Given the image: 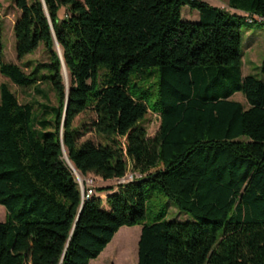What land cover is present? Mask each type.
Segmentation results:
<instances>
[{"label": "trees", "instance_id": "obj_1", "mask_svg": "<svg viewBox=\"0 0 264 264\" xmlns=\"http://www.w3.org/2000/svg\"><path fill=\"white\" fill-rule=\"evenodd\" d=\"M15 3L18 60L42 43L49 62L25 73L3 61L0 23V73L22 86L49 79L56 104L36 113L0 85V264H89L134 225L136 264H264V78L242 75L241 49L242 27L264 25L244 14L264 19V0H228L239 12L203 0ZM184 6L198 19L183 20ZM144 66L157 67L154 101L152 85L132 90ZM86 110L90 122L74 126ZM148 112L160 120L152 136L141 122ZM88 132L104 141H81ZM63 147L80 175L109 182L82 200ZM129 170L141 176L118 183ZM151 181L190 219L163 211L144 222Z\"/></svg>", "mask_w": 264, "mask_h": 264}, {"label": "rangeland", "instance_id": "obj_2", "mask_svg": "<svg viewBox=\"0 0 264 264\" xmlns=\"http://www.w3.org/2000/svg\"><path fill=\"white\" fill-rule=\"evenodd\" d=\"M30 1V0H29ZM209 2L210 5L217 6L225 9L228 7L227 0H203ZM21 11L16 7L15 0H0V23L2 26V44H3V61L12 62L18 64L25 73L33 72L37 65L47 64L49 62V56L46 53L43 44L41 43L38 48L23 58L18 60L16 54V40L14 36L13 26L15 20L19 17ZM195 13L197 10H191L188 6H184L181 9V18L186 21L195 20ZM63 14V9L60 10V15ZM242 38V75H254L259 79L264 78V74L261 72V64L264 59V25L253 24L251 26H243L241 30ZM157 67L144 66L140 70H136L130 76V83H138L139 87H133L136 93L143 92L146 87L152 85L148 90L150 101H154L157 94ZM48 69L44 66L37 69L36 75L38 78L47 74ZM151 72L152 75L144 74ZM100 73L97 79H100ZM143 73V74H142ZM69 82V80H68ZM7 84L9 89L15 94L17 100L20 103L31 102L34 104L35 112L39 111V105L56 104V98L53 90L50 86L49 79H39L27 86H22L13 83L7 76L0 73V85ZM234 100L241 101L247 106L246 100L242 93L236 92L231 97ZM150 105V102H149ZM93 114L86 110L79 114L74 120V126L83 127L84 124H88ZM142 124L147 128V132L152 136L159 127V116L156 113L148 112L141 120ZM90 139L95 143L103 142V138L93 132L84 133L80 138L81 141ZM88 177L93 178L94 188L98 192V187L105 185L98 177L92 174H87ZM112 186L116 183L110 181ZM145 216L144 222H151L157 215L165 211V219L167 220H179L185 221L190 219V216L180 211L161 191L159 185L155 181H151L145 184ZM103 195V194H101ZM5 218V209L0 205V221ZM133 229H125L124 227L114 234L111 241L106 245L103 251L94 259L89 261V264H127L128 259L131 258V264L137 261V243L140 235L141 225H134ZM131 238V240L129 239Z\"/></svg>", "mask_w": 264, "mask_h": 264}, {"label": "built area", "instance_id": "obj_3", "mask_svg": "<svg viewBox=\"0 0 264 264\" xmlns=\"http://www.w3.org/2000/svg\"><path fill=\"white\" fill-rule=\"evenodd\" d=\"M244 16H245V21L248 23H252L256 21L258 22L264 21L262 17L255 15V14L254 15L244 14ZM75 175H76V179H77V182L81 190L82 200L89 198V196L92 195L94 192L93 191V186H94L93 178L88 177V176H82L79 173ZM140 176L141 174L129 170L123 177L117 179L116 181L118 183H123V182L130 181L134 179L135 177H140Z\"/></svg>", "mask_w": 264, "mask_h": 264}, {"label": "water", "instance_id": "obj_4", "mask_svg": "<svg viewBox=\"0 0 264 264\" xmlns=\"http://www.w3.org/2000/svg\"><path fill=\"white\" fill-rule=\"evenodd\" d=\"M43 4H44V7H45V3H43ZM45 10H46V7H45ZM46 12H47V11H46ZM54 44H55V47H56V49H57V51H58V53H59V56H60V58H61V60H62L63 74H64V78H65V82H66V87L68 88V81L66 80V77H65V71H64L66 67H65L64 62H63V57H62V52H61L60 46H59L57 40L55 39V36H54ZM65 111H66V106H65V109H64V113H63V115L65 114ZM63 154H64V157H65L67 163L69 164L70 168L74 171L75 174H78V172L76 171V169L74 168V166H72V165L70 164V160H69L68 157H67V154H66V151H65V148H64V147H63ZM142 181H143V180H140V182H142Z\"/></svg>", "mask_w": 264, "mask_h": 264}, {"label": "crops", "instance_id": "obj_5", "mask_svg": "<svg viewBox=\"0 0 264 264\" xmlns=\"http://www.w3.org/2000/svg\"><path fill=\"white\" fill-rule=\"evenodd\" d=\"M207 3H209V2H207ZM225 9L228 10V11H230V12H239V10H235V9H232V8H229V7H226ZM198 17H199V15L197 13H195V19L194 20H197ZM104 182H109V181H104ZM122 227H124L125 229H129V230L130 229H133L132 228L133 226H122ZM129 239L131 240V238H129ZM130 262H131V258L128 259V263L127 264H131ZM136 263H137V261H135L133 264H136Z\"/></svg>", "mask_w": 264, "mask_h": 264}, {"label": "bare ground", "instance_id": "obj_6", "mask_svg": "<svg viewBox=\"0 0 264 264\" xmlns=\"http://www.w3.org/2000/svg\"><path fill=\"white\" fill-rule=\"evenodd\" d=\"M64 71H65V77H66V80L68 81V76H67V72H66L67 70H66V68H65Z\"/></svg>", "mask_w": 264, "mask_h": 264}]
</instances>
